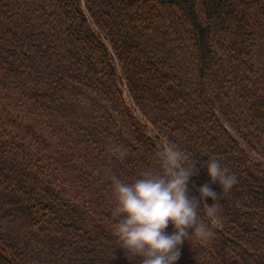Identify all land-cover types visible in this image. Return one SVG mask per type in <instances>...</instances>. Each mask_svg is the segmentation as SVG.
<instances>
[{
	"label": "trees",
	"instance_id": "1",
	"mask_svg": "<svg viewBox=\"0 0 264 264\" xmlns=\"http://www.w3.org/2000/svg\"><path fill=\"white\" fill-rule=\"evenodd\" d=\"M148 128L220 194L175 264H264V0H0V264H141L112 178L159 170Z\"/></svg>",
	"mask_w": 264,
	"mask_h": 264
},
{
	"label": "clouds",
	"instance_id": "2",
	"mask_svg": "<svg viewBox=\"0 0 264 264\" xmlns=\"http://www.w3.org/2000/svg\"><path fill=\"white\" fill-rule=\"evenodd\" d=\"M158 157L159 170L146 169L133 183L112 178L116 199L113 215L119 218L115 234L122 249L142 258L141 264H175L186 240L195 236L206 241L213 235L199 219L200 205L211 220L220 212L219 204L214 203L220 194L209 184L197 189L199 199L189 196L187 184L198 169L188 154L175 145H165ZM205 167L210 181L224 192L238 183L236 175L215 157ZM207 199L213 203L207 204ZM169 225L173 228L171 234L166 232Z\"/></svg>",
	"mask_w": 264,
	"mask_h": 264
},
{
	"label": "rangeland",
	"instance_id": "3",
	"mask_svg": "<svg viewBox=\"0 0 264 264\" xmlns=\"http://www.w3.org/2000/svg\"><path fill=\"white\" fill-rule=\"evenodd\" d=\"M78 55L85 59V56L83 55V53L78 52ZM128 103H130L129 100H128ZM147 132L152 138H154L156 140V142L158 143V145H160V147L165 146L164 141L161 138L157 139L156 138L157 133H155L151 128H148Z\"/></svg>",
	"mask_w": 264,
	"mask_h": 264
}]
</instances>
